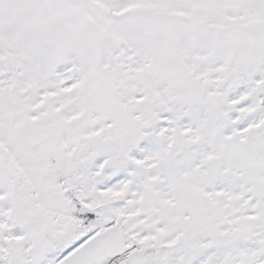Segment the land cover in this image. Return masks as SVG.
<instances>
[{
    "label": "snow or ice",
    "instance_id": "obj_1",
    "mask_svg": "<svg viewBox=\"0 0 264 264\" xmlns=\"http://www.w3.org/2000/svg\"><path fill=\"white\" fill-rule=\"evenodd\" d=\"M0 264H264V0H0Z\"/></svg>",
    "mask_w": 264,
    "mask_h": 264
}]
</instances>
